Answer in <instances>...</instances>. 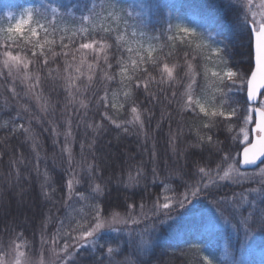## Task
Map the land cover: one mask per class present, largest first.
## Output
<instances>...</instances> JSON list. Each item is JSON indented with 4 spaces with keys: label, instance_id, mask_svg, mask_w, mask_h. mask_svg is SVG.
I'll return each mask as SVG.
<instances>
[{
    "label": "snow or ice",
    "instance_id": "1",
    "mask_svg": "<svg viewBox=\"0 0 264 264\" xmlns=\"http://www.w3.org/2000/svg\"><path fill=\"white\" fill-rule=\"evenodd\" d=\"M227 6L233 16L227 24L211 14L194 16L192 19L200 31L168 20L167 28L158 34L149 32L145 20L129 24L131 13L126 14L117 0L99 3L79 0L72 5L80 10L78 18L65 5L29 7L7 28L0 27V78L11 80L8 92L13 98L20 95L16 87L19 81L24 86L23 95L35 101L40 113L48 115L50 109L54 112L55 105L45 95L43 83L63 82L66 98L62 115L66 117L67 130L62 133V152L67 154L66 174L70 178L60 183L59 190L64 194V206L74 198L81 202L80 207L73 208L65 217L55 219L51 233L49 224L53 217L42 220L40 247L36 250L23 231H16L15 221L7 225L10 236L7 243L0 238V264H79L77 253L84 248L95 256L93 264H151L150 259H145L152 244L147 234L173 219L174 212L201 198L208 201L212 210L208 223H231L233 228L244 230L245 239L257 226L264 231V0H227ZM113 34L114 44L109 42ZM236 34L246 37V58L239 65L233 64L230 51L229 37ZM114 45L115 67L110 52ZM61 58L62 66L58 63ZM97 79L103 85L102 95L96 89ZM112 83L117 87L111 88ZM178 86L183 87L179 95ZM89 91L91 96L85 97ZM141 96L149 103L167 101L177 106L179 127L175 133L171 130L169 133L175 167L161 178L154 165L150 183L159 180L162 197H157L149 207L141 196L139 204L128 203L121 212L117 210L118 204L109 203L107 181L102 179L103 169L95 148L98 138L108 131L105 122L124 134H129L131 127L148 142L146 125L154 112L144 105ZM90 104L99 113V120L86 124L92 139L88 143L81 140V161L76 162L71 147L75 139L73 119L79 127L88 115ZM19 107L22 111H17L10 120V135H24L25 140L32 141V151L36 152L38 142L32 120L39 124L40 117L32 115L26 126L19 121L25 120L24 114L30 113V109L27 105ZM70 107L74 112L68 111ZM125 111L131 118L118 119ZM186 115L192 117L187 127L193 138L178 152L175 144L177 137L183 136ZM48 123L53 125L52 133L59 136L54 121ZM217 132L225 134L224 139ZM86 149L91 152V160L83 156ZM205 151L214 166L208 161L200 162ZM36 156L39 171V153ZM195 157L199 159H192ZM150 158L153 162L157 158L154 146ZM19 162L23 163V157ZM240 165H256L258 170L249 173ZM257 177L259 186L246 193L233 192L228 196L220 191L226 182L242 184ZM147 179L141 161L136 165L135 175L129 171L127 180L118 179L117 183L126 189L136 188ZM56 184L55 178L44 171L40 194L45 200L55 203ZM84 184L88 185L87 194L78 190ZM244 205L248 210L242 213ZM145 220L151 221L149 228L137 231L129 227ZM105 231H127L128 244L134 247L137 259L133 260L130 254L118 260L121 245L101 242ZM191 248L199 254L200 264H224L219 257L203 255L198 243H193ZM230 264L239 261L233 259Z\"/></svg>",
    "mask_w": 264,
    "mask_h": 264
},
{
    "label": "trees",
    "instance_id": "2",
    "mask_svg": "<svg viewBox=\"0 0 264 264\" xmlns=\"http://www.w3.org/2000/svg\"><path fill=\"white\" fill-rule=\"evenodd\" d=\"M65 1L61 4L71 8L72 13L78 18L80 15L79 8H73L74 3L69 1L66 3ZM117 3L126 14L131 13L128 19L129 24L145 20L148 25L146 30L157 34L162 29L167 28L166 21L168 20H171L172 23L182 22L186 26L197 28L200 31L202 29L198 28L197 22L192 19L194 16L211 14L222 24H227L233 19L232 12L227 6V0H152V13L148 16L136 15L131 11V8L136 6L137 0H117ZM40 4L41 0H12L9 13H0V27L7 28L10 23L19 19L24 13V9L39 8ZM169 5H175V7H168ZM61 11L63 12L64 8H61ZM177 17L179 20L176 19ZM121 28L123 29V25ZM114 40L113 34L109 42L114 44ZM229 40L233 64H242L246 58V37L239 34L230 35ZM110 52L112 54L111 62L115 67V54L117 52L115 45ZM124 55L126 57V53ZM58 63L62 66L63 59H59ZM11 83L10 79L0 78V154H2L0 155V238L7 243L10 233L6 230V226L15 221L16 231H23L25 238L36 250L40 247L42 220L47 216L53 217V222L49 224V233H51L55 228V219L65 217L73 208L80 207L81 203L74 198L72 201H68L67 207L64 206V194L59 190L60 183L70 178L66 174L67 154L62 152L64 147L62 133L67 130L66 117L62 115L66 92L62 81L48 80L43 83L45 95L51 104L55 105L54 112L50 109L49 114L44 115L40 113L34 100L23 95L24 86L19 81L16 82V87L20 95L13 98L8 92V86ZM102 87L103 85L97 79L98 95L103 94ZM110 87L116 88L117 85L112 83ZM176 91L179 95V92L183 91V87L178 86ZM168 95L171 96L170 91ZM84 96L90 97L91 91L86 92ZM92 99L95 100V97ZM140 99L154 112L150 124L146 125L149 133L148 142L145 143L144 137L137 135L131 127L130 133L124 134L113 125L105 122L108 131L98 138L95 148L103 169L102 179L107 181L109 203L118 204L117 210L121 212L125 211L128 203L135 201L139 204L141 196L149 207L157 197H162L163 189L159 180L155 184L150 183L151 168L154 165L160 171L161 178L168 174V169L175 167L173 152L169 147V133L170 130L175 133L179 127L180 115L177 112L176 104L169 105L167 101L149 103L143 96ZM20 105H27L30 113L24 114L25 120L19 122L25 123L27 126V120L32 115L40 117L41 122L39 124L36 123V120H32V128L37 135L38 142L36 152L32 151V141L25 140L24 135L19 133L10 135V120L17 111H22ZM68 111L74 112V109L70 107ZM83 111V109L80 110L81 115H83ZM117 118L131 117L125 111L119 114ZM49 120L54 121V126L61 133L59 136L52 133L51 127L53 125L48 123ZM98 120L99 113L92 104L89 105L88 115L83 118V123L79 127H76V120L73 119L75 139L72 141L71 147L76 162L81 161V140L88 143L92 139L93 134L90 129L86 128V124ZM191 120V115L185 116L183 136H178L175 144L178 152L193 138L187 127ZM5 122H9L8 127L2 126ZM45 129L48 130L45 131ZM86 132L87 136H85ZM216 134L221 140L224 139L225 134L219 132ZM153 146L157 154L154 162L150 158ZM36 153H39V171L36 170ZM83 156L87 157L88 160L92 159L88 149L85 150ZM203 156L204 160H201V163L208 161V152L205 151ZM21 157H23V163L19 162ZM192 159H199V157ZM192 159L189 160V165H191ZM141 161H143L148 174V179L141 186L126 189L122 183H117L118 179L127 180L129 171L135 175L136 165ZM208 162L210 166H214L212 161ZM17 169L19 170V177L17 176ZM46 170L57 181L58 190L53 195L55 203L51 200H45L40 194V185ZM109 177L112 179L109 180ZM258 181L259 177L242 184L226 182L220 191L228 196H231L233 192L246 193V190L258 187ZM172 183L175 185L176 181L174 180ZM78 190L87 194L88 185L78 186ZM194 201L196 203L188 205L186 209L174 212L173 219L158 225V230L153 229L147 234L152 238V244L148 248V256L145 259H150L151 264H200L199 254L191 248L193 243H198L202 248L203 255H208L210 258L219 257V261H223L224 264H230L233 259L239 263L246 261V264H264V253L261 252L264 250V231H261L257 226L245 239L244 230L233 228L231 223H224L223 221L208 223V219L212 215L208 201L203 198ZM247 210V205L241 208L242 213L247 212ZM150 226L151 221L145 220L135 229L140 231ZM136 239L138 240L139 237L137 236ZM128 240L127 231L101 235V242L108 241L113 245H121L122 250L116 257L118 260H123L130 254L132 259L136 260L134 247L128 244ZM77 257L79 264H93L95 260V256L90 254L87 248L81 249L77 253Z\"/></svg>",
    "mask_w": 264,
    "mask_h": 264
},
{
    "label": "rangeland",
    "instance_id": "3",
    "mask_svg": "<svg viewBox=\"0 0 264 264\" xmlns=\"http://www.w3.org/2000/svg\"><path fill=\"white\" fill-rule=\"evenodd\" d=\"M11 1L12 0H0V13H2V12H7V14L9 13V10H10V7H11ZM64 1L65 0H41V4L40 5H45V4H49L50 3L53 7H55V6H58V5H62L61 3H63ZM68 1L72 2L74 4H78L79 3V0H66L65 2L68 3ZM99 2H100V0L98 1V3ZM131 9H132L131 11L133 13H135L136 15L148 16V15H150L152 13V0H137L136 6L131 8ZM73 11H74V9H73ZM21 16L19 17V19L21 18ZM193 203H196V202L193 201ZM189 205H191V204H189ZM207 208L209 209L208 206H207ZM136 226L137 225H130L129 227L135 229ZM118 227H120V226H118ZM104 233H115V232L105 231L102 234H104ZM261 252L264 253V250L261 251ZM239 264H246V261H245V263H239Z\"/></svg>",
    "mask_w": 264,
    "mask_h": 264
},
{
    "label": "water",
    "instance_id": "4",
    "mask_svg": "<svg viewBox=\"0 0 264 264\" xmlns=\"http://www.w3.org/2000/svg\"><path fill=\"white\" fill-rule=\"evenodd\" d=\"M258 165H260V162L258 161L257 162ZM263 166V165H262ZM241 169H246L248 172H252V171H256L258 170L257 166L256 165H253V166H244V165H240Z\"/></svg>",
    "mask_w": 264,
    "mask_h": 264
}]
</instances>
